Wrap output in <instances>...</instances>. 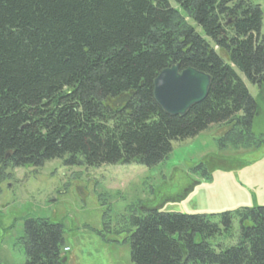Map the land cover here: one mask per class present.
I'll return each mask as SVG.
<instances>
[{
    "label": "trees",
    "instance_id": "obj_1",
    "mask_svg": "<svg viewBox=\"0 0 264 264\" xmlns=\"http://www.w3.org/2000/svg\"><path fill=\"white\" fill-rule=\"evenodd\" d=\"M172 1L178 9L168 0H0V179L55 159L151 168L173 142L211 126L226 129L220 150L264 146L252 130L259 108L237 74L263 90L260 7ZM175 65L210 77L206 98L181 117L153 98L154 79ZM121 97L120 107L108 104ZM205 165L194 169L204 178ZM129 222L132 264H264V207L209 216L148 211ZM62 229L27 219L25 264H67Z\"/></svg>",
    "mask_w": 264,
    "mask_h": 264
},
{
    "label": "rangeland",
    "instance_id": "obj_2",
    "mask_svg": "<svg viewBox=\"0 0 264 264\" xmlns=\"http://www.w3.org/2000/svg\"><path fill=\"white\" fill-rule=\"evenodd\" d=\"M250 1L261 9L264 37V0ZM188 23L201 34L193 22ZM237 74L259 108L253 133L264 138V88L259 91ZM124 100L108 104L120 107ZM225 130L211 126L194 138L173 142L167 158L151 168L68 167L55 159L41 167L8 169L0 183V264L26 263L21 238L27 219L62 225L67 264H132L129 219L133 213L209 216L264 207V146L220 150L216 141ZM203 162L209 174L205 178L194 170ZM233 226L237 229V220Z\"/></svg>",
    "mask_w": 264,
    "mask_h": 264
},
{
    "label": "water",
    "instance_id": "obj_3",
    "mask_svg": "<svg viewBox=\"0 0 264 264\" xmlns=\"http://www.w3.org/2000/svg\"><path fill=\"white\" fill-rule=\"evenodd\" d=\"M209 86L208 75L193 68L180 70L175 65L154 79L153 98L164 113L181 117L206 98Z\"/></svg>",
    "mask_w": 264,
    "mask_h": 264
},
{
    "label": "built area",
    "instance_id": "obj_4",
    "mask_svg": "<svg viewBox=\"0 0 264 264\" xmlns=\"http://www.w3.org/2000/svg\"><path fill=\"white\" fill-rule=\"evenodd\" d=\"M66 252L68 251V249L66 248V249H64Z\"/></svg>",
    "mask_w": 264,
    "mask_h": 264
},
{
    "label": "flooded vegetation",
    "instance_id": "obj_5",
    "mask_svg": "<svg viewBox=\"0 0 264 264\" xmlns=\"http://www.w3.org/2000/svg\"><path fill=\"white\" fill-rule=\"evenodd\" d=\"M2 179H0V183H1Z\"/></svg>",
    "mask_w": 264,
    "mask_h": 264
},
{
    "label": "crops",
    "instance_id": "obj_6",
    "mask_svg": "<svg viewBox=\"0 0 264 264\" xmlns=\"http://www.w3.org/2000/svg\"><path fill=\"white\" fill-rule=\"evenodd\" d=\"M68 248V247H67ZM69 249V248H68Z\"/></svg>",
    "mask_w": 264,
    "mask_h": 264
}]
</instances>
